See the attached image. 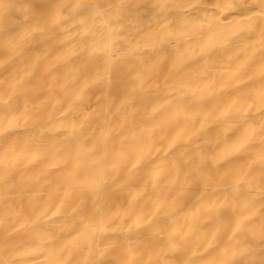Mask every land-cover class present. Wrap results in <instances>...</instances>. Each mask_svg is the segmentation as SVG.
Here are the masks:
<instances>
[{
  "label": "bare ground",
  "instance_id": "1",
  "mask_svg": "<svg viewBox=\"0 0 264 264\" xmlns=\"http://www.w3.org/2000/svg\"><path fill=\"white\" fill-rule=\"evenodd\" d=\"M0 264H264V0H0Z\"/></svg>",
  "mask_w": 264,
  "mask_h": 264
}]
</instances>
